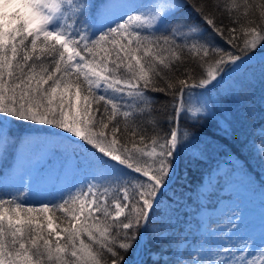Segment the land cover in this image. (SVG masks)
<instances>
[{
	"label": "snow or ice",
	"instance_id": "snow-or-ice-1",
	"mask_svg": "<svg viewBox=\"0 0 264 264\" xmlns=\"http://www.w3.org/2000/svg\"><path fill=\"white\" fill-rule=\"evenodd\" d=\"M255 62L264 86V0H3L0 151L13 124L43 126L61 165L37 178L18 150L0 264H264V231L257 243L237 211L209 222L210 251L177 227L186 192L264 169V126L241 139L229 104L254 113ZM181 163L185 184L203 171L178 195Z\"/></svg>",
	"mask_w": 264,
	"mask_h": 264
},
{
	"label": "trees",
	"instance_id": "trees-1",
	"mask_svg": "<svg viewBox=\"0 0 264 264\" xmlns=\"http://www.w3.org/2000/svg\"><path fill=\"white\" fill-rule=\"evenodd\" d=\"M103 0H92V3L100 4ZM256 70V77L251 82L250 91L248 95V101L254 105L255 111L251 115L245 110V108L238 101H230L229 104L233 109V112L236 116L237 121V129L241 134V139L248 138L250 141L255 144H259L261 140L260 129L261 126H264V103H262L261 96L264 95V86L261 85L258 75L259 63L255 62L252 66ZM151 96H157L158 99L163 102L164 97L160 94L149 93ZM157 109L162 112V104L157 105ZM208 132L213 131L211 128L207 129ZM11 136L14 138V142L11 143L6 151H0V188H4L3 180L7 175H9V170L13 166V161L18 155L19 149H24L29 142L35 143L36 151L29 152V160L31 161L30 169L35 167V174L37 178L47 177L55 173L56 170L60 168L61 158L58 154V149L54 144H47V146L41 148L42 143L41 140L47 137V131L43 126H29L24 124H13L11 126ZM22 141H27V143H22ZM223 141H221L222 143ZM252 167L249 169V176H244V183H246L248 189L254 192H263L264 193V169L260 168L256 165V161L253 160ZM59 166V167H58ZM203 169L199 166H191L187 169V181L185 184L183 179H179V177H183L185 175V169L183 163L177 172V179L172 185L173 190L180 194L181 188L180 185L184 186V191H188L190 189L194 190L197 188L200 182V176ZM32 172V171H30ZM8 190H14V187H7ZM219 188L213 187L210 192H215V196L213 199L219 197V193H217ZM209 192V193H210ZM191 196V203L188 202L187 197ZM34 195H29L27 198L26 206L35 204L36 197ZM196 193L192 191H188L185 193V199L180 201L181 207L177 213L178 221L177 227L185 229L186 237H190L187 243L184 245L189 251H195L198 247L203 245V247L210 251L213 245L209 242V240H203L201 243L199 242L200 235L195 234L196 230V218L193 216L194 211L197 207L196 202ZM212 199V200H213ZM210 204H213L211 201ZM220 217L214 218L211 221L219 220Z\"/></svg>",
	"mask_w": 264,
	"mask_h": 264
},
{
	"label": "rangeland",
	"instance_id": "rangeland-1",
	"mask_svg": "<svg viewBox=\"0 0 264 264\" xmlns=\"http://www.w3.org/2000/svg\"><path fill=\"white\" fill-rule=\"evenodd\" d=\"M3 3V0H0V4ZM47 146L42 144L41 148ZM26 158L29 160V152L36 151L35 143L29 142L26 147L23 149ZM28 171H32V174L36 177L35 167L30 169L31 161L29 160ZM13 166L9 170V175L3 180L4 186L14 187V181L12 179L17 165V156L13 161ZM59 167V166H58ZM2 184V181H0ZM212 185H215V179L212 180ZM213 187L209 186L207 179L204 182V186L199 188L200 197L196 198L197 205H209L211 201L216 207L213 209L211 207H205L202 210H199L196 207V210L193 213V216L196 218V230L195 234L200 235L198 243H201L203 240H209L211 245L217 243L216 238L208 231L209 222L217 217H222L227 210H234L239 212L243 224L247 226V232L254 235L257 239V243L260 240V234L264 231V193L254 192L252 193L248 189L246 183H244L243 175L238 174L235 177L227 180L222 188H219L218 192L219 197L208 200L206 199L210 190ZM35 197V196H34ZM33 197V198H34ZM37 200V198H35ZM190 237H187V241ZM186 241V243H187Z\"/></svg>",
	"mask_w": 264,
	"mask_h": 264
}]
</instances>
